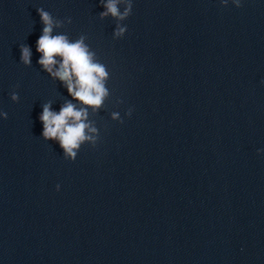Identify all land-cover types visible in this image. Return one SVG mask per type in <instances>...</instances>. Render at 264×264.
<instances>
[{"label":"clouds","instance_id":"obj_1","mask_svg":"<svg viewBox=\"0 0 264 264\" xmlns=\"http://www.w3.org/2000/svg\"><path fill=\"white\" fill-rule=\"evenodd\" d=\"M221 4L226 6L228 0H220ZM119 3H125L124 12L121 13L118 8ZM235 7L240 8L241 0H232ZM106 11L100 13L101 18L109 14L117 20H124L132 13V0H107L103 5ZM41 20L44 23L43 34L36 41V51L41 53L38 63L54 78L62 81L73 99L80 102L81 105L91 107L93 111L100 108L105 97L108 95V89L104 81L108 77L105 66L94 62V53L89 51L84 43L85 37L81 36L78 40L70 42L66 35H52L53 18L49 12L43 9H37ZM68 22L71 23L70 18ZM61 22H56L59 27ZM126 32L125 26H117L114 36L123 37ZM57 57L60 60H57ZM21 60L25 65L31 63V49L29 47L21 48ZM58 67H55L57 66ZM55 67V70H54ZM13 101L19 99L16 93L11 95ZM87 107L77 108L71 102L65 103L55 112L51 110L50 104L43 106L42 114L39 119L43 124L42 136L45 140H55L63 149L65 157L75 161L77 150L85 141L95 142V137L87 133H96L97 129L86 122L88 117ZM130 108L127 115L131 116ZM0 116L7 118V113L0 112ZM118 117V113H113V119ZM123 123V121H121ZM59 190V185H57Z\"/></svg>","mask_w":264,"mask_h":264}]
</instances>
